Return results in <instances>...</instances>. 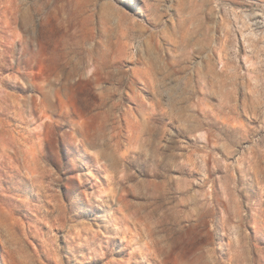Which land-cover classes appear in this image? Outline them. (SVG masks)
<instances>
[{
  "label": "rangeland",
  "instance_id": "obj_1",
  "mask_svg": "<svg viewBox=\"0 0 264 264\" xmlns=\"http://www.w3.org/2000/svg\"><path fill=\"white\" fill-rule=\"evenodd\" d=\"M0 264H264V0H0Z\"/></svg>",
  "mask_w": 264,
  "mask_h": 264
}]
</instances>
